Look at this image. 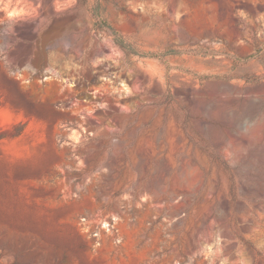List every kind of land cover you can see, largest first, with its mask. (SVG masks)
<instances>
[{"label":"rangeland","instance_id":"obj_1","mask_svg":"<svg viewBox=\"0 0 264 264\" xmlns=\"http://www.w3.org/2000/svg\"><path fill=\"white\" fill-rule=\"evenodd\" d=\"M16 1L0 264H264V0Z\"/></svg>","mask_w":264,"mask_h":264},{"label":"bare ground","instance_id":"obj_2","mask_svg":"<svg viewBox=\"0 0 264 264\" xmlns=\"http://www.w3.org/2000/svg\"><path fill=\"white\" fill-rule=\"evenodd\" d=\"M12 2L13 0H9ZM60 0H17L15 2L16 6L19 4H22V12L25 14L29 9H32L34 7L41 8V6H44L47 11H56L60 8ZM69 3L68 1H64V4ZM17 10V9H15Z\"/></svg>","mask_w":264,"mask_h":264}]
</instances>
